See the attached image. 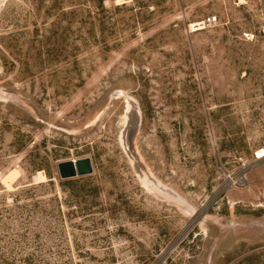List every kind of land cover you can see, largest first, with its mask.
Returning a JSON list of instances; mask_svg holds the SVG:
<instances>
[{"label":"rangeland","instance_id":"374dc122","mask_svg":"<svg viewBox=\"0 0 264 264\" xmlns=\"http://www.w3.org/2000/svg\"><path fill=\"white\" fill-rule=\"evenodd\" d=\"M0 264H264V0H0Z\"/></svg>","mask_w":264,"mask_h":264},{"label":"bare ground","instance_id":"6f19581e","mask_svg":"<svg viewBox=\"0 0 264 264\" xmlns=\"http://www.w3.org/2000/svg\"><path fill=\"white\" fill-rule=\"evenodd\" d=\"M195 25H198V23L194 24L193 26H195ZM122 95H124V94H122ZM137 119H138V116H137V111L135 109V106L133 105L132 102L127 100L126 111H125V114H124L123 120H122V123H123L122 125L124 126V129L121 132L120 140L122 141L124 147L128 151V154L130 155L133 163L135 164L138 171L140 172V175L142 176V178L145 181L146 180L153 181V178L150 176V174L147 171H144L142 165L140 164V161L137 158H135L136 155H134L132 153V151L129 147L130 135L136 126ZM153 183H155V182H153ZM159 186H160V184L158 183V187ZM159 188H158V191L161 192L162 190H160ZM164 188H165V186H164Z\"/></svg>","mask_w":264,"mask_h":264},{"label":"water","instance_id":"95a60500","mask_svg":"<svg viewBox=\"0 0 264 264\" xmlns=\"http://www.w3.org/2000/svg\"><path fill=\"white\" fill-rule=\"evenodd\" d=\"M57 169L59 177L66 179L92 172V165L90 158L83 157L60 161L57 163Z\"/></svg>","mask_w":264,"mask_h":264},{"label":"built area","instance_id":"2783aa9c","mask_svg":"<svg viewBox=\"0 0 264 264\" xmlns=\"http://www.w3.org/2000/svg\"><path fill=\"white\" fill-rule=\"evenodd\" d=\"M217 17L215 15H208L205 18L202 19V21L200 23H198V25H195V27L199 28L200 26H209L213 23H215Z\"/></svg>","mask_w":264,"mask_h":264}]
</instances>
